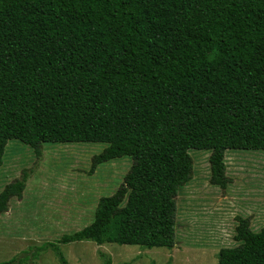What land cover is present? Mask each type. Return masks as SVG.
<instances>
[{
	"label": "trees",
	"instance_id": "16d2710c",
	"mask_svg": "<svg viewBox=\"0 0 264 264\" xmlns=\"http://www.w3.org/2000/svg\"><path fill=\"white\" fill-rule=\"evenodd\" d=\"M11 139L37 158L42 142L104 143L89 175L131 158L92 220L57 242L171 249L190 150L209 152L222 189L227 150H264V0H0V165ZM28 176L0 190V215ZM236 219L216 264H264V227Z\"/></svg>",
	"mask_w": 264,
	"mask_h": 264
},
{
	"label": "rangeland",
	"instance_id": "374dc122",
	"mask_svg": "<svg viewBox=\"0 0 264 264\" xmlns=\"http://www.w3.org/2000/svg\"><path fill=\"white\" fill-rule=\"evenodd\" d=\"M101 142H42V156L11 139L0 165V190L22 169L29 176L22 198H12L0 215V264H62L47 242L57 244L66 264H216L220 247L234 246L237 216L250 227H264V150L229 149L225 152L224 188L209 183L208 151L190 150L193 175L176 196V242L166 247L90 240L59 243L63 233L88 224L100 196L109 195L129 169L131 158L106 161L87 173ZM103 254V255H102Z\"/></svg>",
	"mask_w": 264,
	"mask_h": 264
}]
</instances>
